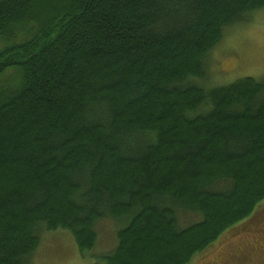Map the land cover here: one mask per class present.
Masks as SVG:
<instances>
[{
    "label": "trees",
    "instance_id": "trees-1",
    "mask_svg": "<svg viewBox=\"0 0 264 264\" xmlns=\"http://www.w3.org/2000/svg\"><path fill=\"white\" fill-rule=\"evenodd\" d=\"M263 8L0 0V264H26L45 230L90 251L103 218L125 224L103 264H190L250 217L264 199V80L193 79L225 29ZM178 212L200 219L181 227Z\"/></svg>",
    "mask_w": 264,
    "mask_h": 264
},
{
    "label": "rangeland",
    "instance_id": "rangeland-1",
    "mask_svg": "<svg viewBox=\"0 0 264 264\" xmlns=\"http://www.w3.org/2000/svg\"><path fill=\"white\" fill-rule=\"evenodd\" d=\"M3 43L1 39L0 48ZM204 63L206 77L202 80L195 78L193 82L207 89L228 85L243 77L264 80V8L253 12L249 21L226 28L223 38L210 50ZM16 70L11 71L12 78L8 79L11 84L19 81ZM8 73L9 70L5 75ZM261 97L264 98V92ZM199 219L193 213L178 212L181 227ZM122 223L110 218L99 220L95 226V248L84 252L80 251L68 230L42 231L40 243L26 259V264H103L100 257L115 248L116 233L125 225ZM262 223L264 199L250 217L226 231L210 248L195 256L190 264H264Z\"/></svg>",
    "mask_w": 264,
    "mask_h": 264
},
{
    "label": "flooded vegetation",
    "instance_id": "flooded-vegetation-1",
    "mask_svg": "<svg viewBox=\"0 0 264 264\" xmlns=\"http://www.w3.org/2000/svg\"><path fill=\"white\" fill-rule=\"evenodd\" d=\"M260 227L264 228V223H262V224L260 225ZM258 237H259V236H258ZM261 237H263V240H264V229H262ZM260 245H262V244H260Z\"/></svg>",
    "mask_w": 264,
    "mask_h": 264
}]
</instances>
